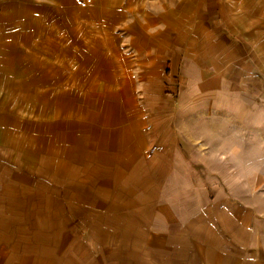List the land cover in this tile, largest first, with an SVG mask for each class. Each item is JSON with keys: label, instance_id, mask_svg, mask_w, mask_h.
Listing matches in <instances>:
<instances>
[{"label": "crops", "instance_id": "crops-1", "mask_svg": "<svg viewBox=\"0 0 264 264\" xmlns=\"http://www.w3.org/2000/svg\"><path fill=\"white\" fill-rule=\"evenodd\" d=\"M228 13L0 0V264H264V81L231 83L250 68ZM225 234L257 260L208 259Z\"/></svg>", "mask_w": 264, "mask_h": 264}, {"label": "rangeland", "instance_id": "rangeland-1", "mask_svg": "<svg viewBox=\"0 0 264 264\" xmlns=\"http://www.w3.org/2000/svg\"><path fill=\"white\" fill-rule=\"evenodd\" d=\"M229 3V21L230 25L235 33H237V39L241 42V48L242 50H245L246 53V61L248 62V69L247 73H243V76L239 79H235V81L231 80V83L233 84H240L245 83V81H249L250 83H255L256 81H264V0H227ZM111 40L110 36H103L102 37V43L107 42L109 43ZM240 66L233 65L232 69H228V72L230 73V76L232 78H235V73L239 71ZM102 72V75H109L111 76V73L109 72L108 68H103L102 70H99ZM245 77V78H244ZM172 84L175 88H179L180 83V77L178 74H175L171 77ZM230 84V83H229ZM255 86V85H254ZM256 95V98L262 91H253ZM177 93V92H176ZM258 94V95H257ZM264 96V94H263ZM244 98V97H242ZM239 100V99H237ZM246 100V98H244ZM244 101H242L243 103ZM241 102L239 101V104ZM241 103V104H242ZM245 104V103H244ZM258 101L251 100V104L249 105L250 108L247 109L245 107H235V111L231 113L230 119H234V117H237L241 119L242 116L247 115L251 112L252 116L260 115L261 113V105ZM264 108V107H262ZM237 115V116H236ZM240 125L229 123L226 121H218L217 125H214L213 127H219L217 130L221 132V128H226V130L231 131L232 133L236 131H240L241 129H238ZM225 130V131H226ZM255 157L258 156L259 159V152L256 150L254 151ZM215 192L213 190H209V197H214ZM212 247L210 250H206L205 255L209 259V255L212 257V259H216L221 253L229 252V249L232 251H235L237 249L240 250V248L245 249L246 255V261L248 263L253 262V260H257L256 252L252 251L251 245L249 247H243L240 246L239 243L235 242L232 237L229 235L224 236L223 240L219 241L216 240L215 237L210 238ZM239 244V245H238ZM175 249H171L173 251ZM193 248L190 249H184L183 253H179V255L173 256H165L166 264H173L172 258L177 257L179 260H184V258L189 257V261L187 264H195L197 261L193 260ZM181 251V250H180ZM220 251V254H218ZM211 252V253H210ZM210 253V254H209Z\"/></svg>", "mask_w": 264, "mask_h": 264}]
</instances>
